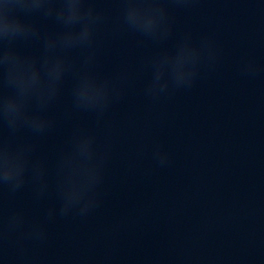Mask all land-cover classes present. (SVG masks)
Instances as JSON below:
<instances>
[{
  "label": "clouds",
  "instance_id": "obj_1",
  "mask_svg": "<svg viewBox=\"0 0 264 264\" xmlns=\"http://www.w3.org/2000/svg\"><path fill=\"white\" fill-rule=\"evenodd\" d=\"M134 4L130 3L129 7L127 8V21L129 24L135 26V23L132 20V17L130 16V10L133 8ZM86 22L88 24V31L90 33V38L92 35L93 25L100 20L101 16L99 13H96L93 8L89 7L86 9ZM7 179V176L5 177Z\"/></svg>",
  "mask_w": 264,
  "mask_h": 264
}]
</instances>
